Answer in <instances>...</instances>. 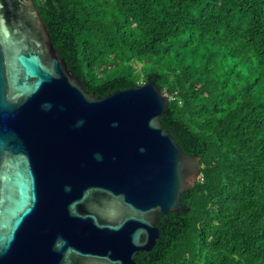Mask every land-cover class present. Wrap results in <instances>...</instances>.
I'll list each match as a JSON object with an SVG mask.
<instances>
[{
  "label": "water",
  "instance_id": "obj_1",
  "mask_svg": "<svg viewBox=\"0 0 264 264\" xmlns=\"http://www.w3.org/2000/svg\"><path fill=\"white\" fill-rule=\"evenodd\" d=\"M169 104L154 82L88 92L33 0H0V264H137L201 176Z\"/></svg>",
  "mask_w": 264,
  "mask_h": 264
},
{
  "label": "trees",
  "instance_id": "obj_2",
  "mask_svg": "<svg viewBox=\"0 0 264 264\" xmlns=\"http://www.w3.org/2000/svg\"><path fill=\"white\" fill-rule=\"evenodd\" d=\"M33 3L88 92L154 82L164 128L201 158L188 209L156 216L137 264H264V0Z\"/></svg>",
  "mask_w": 264,
  "mask_h": 264
},
{
  "label": "rangeland",
  "instance_id": "obj_3",
  "mask_svg": "<svg viewBox=\"0 0 264 264\" xmlns=\"http://www.w3.org/2000/svg\"><path fill=\"white\" fill-rule=\"evenodd\" d=\"M135 67H136V69L139 71V72H141V71H143V64L142 63H140V62H136V63H134L133 64ZM143 67V68H142ZM141 83H143V81L141 82Z\"/></svg>",
  "mask_w": 264,
  "mask_h": 264
},
{
  "label": "built area",
  "instance_id": "obj_4",
  "mask_svg": "<svg viewBox=\"0 0 264 264\" xmlns=\"http://www.w3.org/2000/svg\"><path fill=\"white\" fill-rule=\"evenodd\" d=\"M202 177V175L200 176V178Z\"/></svg>",
  "mask_w": 264,
  "mask_h": 264
},
{
  "label": "clouds",
  "instance_id": "obj_5",
  "mask_svg": "<svg viewBox=\"0 0 264 264\" xmlns=\"http://www.w3.org/2000/svg\"><path fill=\"white\" fill-rule=\"evenodd\" d=\"M168 94V93H167ZM169 96V95H168ZM170 98V97H169ZM200 179V178H199Z\"/></svg>",
  "mask_w": 264,
  "mask_h": 264
}]
</instances>
